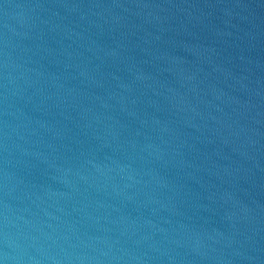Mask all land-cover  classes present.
Returning <instances> with one entry per match:
<instances>
[{
  "label": "water",
  "instance_id": "95a60500",
  "mask_svg": "<svg viewBox=\"0 0 264 264\" xmlns=\"http://www.w3.org/2000/svg\"><path fill=\"white\" fill-rule=\"evenodd\" d=\"M0 264H264V135L0 96Z\"/></svg>",
  "mask_w": 264,
  "mask_h": 264
}]
</instances>
